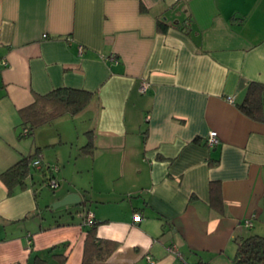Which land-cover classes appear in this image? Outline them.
I'll use <instances>...</instances> for the list:
<instances>
[{
  "label": "crops",
  "instance_id": "crops-1",
  "mask_svg": "<svg viewBox=\"0 0 264 264\" xmlns=\"http://www.w3.org/2000/svg\"><path fill=\"white\" fill-rule=\"evenodd\" d=\"M3 59L0 264H83L93 224L89 264H234L237 240L264 237V121L237 106L264 83V0H0ZM63 87L93 96L23 133L21 110ZM48 164L70 185L57 199L80 195L70 217L36 186Z\"/></svg>",
  "mask_w": 264,
  "mask_h": 264
},
{
  "label": "trees",
  "instance_id": "trees-1",
  "mask_svg": "<svg viewBox=\"0 0 264 264\" xmlns=\"http://www.w3.org/2000/svg\"><path fill=\"white\" fill-rule=\"evenodd\" d=\"M160 25V24H159ZM158 25V26H159ZM160 27V26H159ZM164 29V28H161ZM93 94L90 91L63 87L54 89L44 95H37L34 102L21 110L24 124L29 123L27 133H32L38 125L50 121L52 118L65 113L75 114L82 110L91 100ZM238 108L248 117L264 121V83L250 81L246 86L244 96L237 103ZM92 147L91 138L83 146L84 149ZM35 156L23 158L1 174L2 180L11 190L15 183H22V178L29 172V162ZM236 252L233 257L234 264H264V237L252 234L237 240ZM86 253L82 263L89 264L91 258L87 255V247L98 249L99 241L95 239V225L86 230ZM60 256V255H59ZM44 261L45 259L39 258ZM63 259L57 264H62Z\"/></svg>",
  "mask_w": 264,
  "mask_h": 264
},
{
  "label": "built area",
  "instance_id": "built-area-1",
  "mask_svg": "<svg viewBox=\"0 0 264 264\" xmlns=\"http://www.w3.org/2000/svg\"><path fill=\"white\" fill-rule=\"evenodd\" d=\"M6 63V61L3 59L0 61V64L4 65ZM149 85V82L143 80L140 83L139 86V91L140 92H145L147 87ZM230 101H233L232 97H228ZM28 129L26 127H24L23 129V133H27ZM219 138H218V134L217 131L215 130H210L208 132V134L206 135V144L208 146H213L216 143H218ZM32 165L34 166H40L42 164L41 160L39 158H35L32 162ZM48 170L50 171V176L47 178L46 180V184L48 186H50L51 188H55L58 185V181L57 178L54 176L55 172L58 169V166L56 164H48L47 165ZM140 218V215L136 214L134 215V220H138ZM83 224L85 225H90L93 223V213L91 211H87L86 213L83 214V219H82ZM247 225H250L251 222L250 221H246ZM169 250L171 251H176V249L174 247H169ZM148 259L150 262H152V259L150 256H148ZM181 264H186L185 261H182Z\"/></svg>",
  "mask_w": 264,
  "mask_h": 264
},
{
  "label": "rangeland",
  "instance_id": "rangeland-1",
  "mask_svg": "<svg viewBox=\"0 0 264 264\" xmlns=\"http://www.w3.org/2000/svg\"><path fill=\"white\" fill-rule=\"evenodd\" d=\"M79 122L78 123H82L81 120H78ZM59 167V165H58ZM70 167L66 166L65 170L68 171ZM47 180V178H46ZM57 181H58V185L55 187V188H51L50 186H48L46 184V181L43 182L42 180H37L36 181V186L37 188L41 191V195H43L45 198V200H47L48 202H50L49 204H51L53 201H55L57 199V197L59 195H56L58 192H59V189L63 186V187H69V182L68 181H65V180H59L57 178ZM55 198V199H51V198ZM52 200V201H50ZM64 207V208H63ZM72 209H70L71 211ZM54 211L56 212V215H57V218L61 217V216H65V217H70V213L67 209H65V206H60V207H57L56 209H54ZM68 211V212H66ZM73 211V210H72ZM45 216L47 217H50V211L49 210H45ZM74 212V211H73ZM64 217V218H65Z\"/></svg>",
  "mask_w": 264,
  "mask_h": 264
},
{
  "label": "water",
  "instance_id": "water-1",
  "mask_svg": "<svg viewBox=\"0 0 264 264\" xmlns=\"http://www.w3.org/2000/svg\"><path fill=\"white\" fill-rule=\"evenodd\" d=\"M80 203V195L76 192H68L64 196L56 199L50 204V207L68 206Z\"/></svg>",
  "mask_w": 264,
  "mask_h": 264
}]
</instances>
